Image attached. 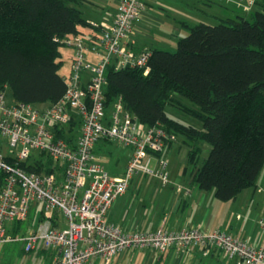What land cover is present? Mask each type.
<instances>
[{
    "label": "built area",
    "instance_id": "built-area-1",
    "mask_svg": "<svg viewBox=\"0 0 264 264\" xmlns=\"http://www.w3.org/2000/svg\"><path fill=\"white\" fill-rule=\"evenodd\" d=\"M144 8V0H121L114 20L98 25L102 28L98 46L80 36L62 40L73 47L74 57L67 89L58 102L45 107L16 102L0 89V137L7 147L6 153L0 150V245L21 242L26 253L55 250L51 264H111L118 253L133 248L162 253L195 246L216 248L237 264H264L263 220H259L263 240L254 245L221 229L127 231L107 219L111 205L135 176L169 181V161L162 154L178 142V136L162 125L139 121L120 99L110 107L105 101L108 65L114 64L116 70L142 68L144 75L151 70L152 52H136L129 42ZM89 51L98 63L88 61ZM112 143L130 150L120 178L108 172L98 153L100 146ZM30 164L42 168L32 171L26 168ZM36 204L41 206L40 215L60 212L65 225L48 217L24 235L11 234L9 226L26 221Z\"/></svg>",
    "mask_w": 264,
    "mask_h": 264
},
{
    "label": "trees",
    "instance_id": "trees-1",
    "mask_svg": "<svg viewBox=\"0 0 264 264\" xmlns=\"http://www.w3.org/2000/svg\"><path fill=\"white\" fill-rule=\"evenodd\" d=\"M80 2L0 0V89L10 99L40 106L63 97L67 82L61 47L72 46L62 40L92 26ZM255 4L249 17L236 14L216 25L188 27L175 51L149 49L148 75L138 67L116 70L114 64L105 70L108 107L120 99L142 123L160 124L183 138L194 168L209 146L194 179L222 201L254 186L264 165V0ZM169 104L197 117L202 127L169 117Z\"/></svg>",
    "mask_w": 264,
    "mask_h": 264
},
{
    "label": "crops",
    "instance_id": "crops-1",
    "mask_svg": "<svg viewBox=\"0 0 264 264\" xmlns=\"http://www.w3.org/2000/svg\"><path fill=\"white\" fill-rule=\"evenodd\" d=\"M120 1L81 0L78 7L83 12L86 21L92 26L81 28V35L77 36L84 38L91 45L96 44L98 46L102 32V28L98 25L110 24L114 20ZM170 1L189 5L192 0ZM194 1L204 7L212 8L213 5H218L224 9L221 12L226 16L244 15L245 10L250 11L251 9L248 0L243 2H238L239 0H231L230 2L219 0ZM144 2L145 8L136 20L133 32L129 36V42L133 43L136 52L152 48L163 49V45H169L170 36L179 35L182 32L179 27L193 26L186 20L187 15L179 10L175 11L177 15L172 22L170 16L164 14L170 7L165 2L160 4L158 0H144ZM73 57L70 58V69ZM87 58L94 64L98 63V58L92 51L88 52ZM61 60L64 65L62 53ZM47 105L49 104H42L40 107ZM0 150L7 152L4 141H0ZM105 150V145L100 146L98 150L103 164L102 154L108 153ZM205 150H209L208 145L205 146ZM189 152L190 145L181 137H179L178 142L170 144L165 153L162 154L169 161L167 167L169 181L163 183L160 178L146 174L135 176L128 190L111 205L107 213L108 221L127 231L156 232L161 228L179 231L185 228L199 227L206 232H211L221 229L251 244H261L263 232L259 220L264 221V165L254 186L243 190L233 200L222 201L216 197L214 189L204 190L195 182V171L198 166L190 171ZM173 155H177V164L175 165H172ZM129 157L130 150H128V157L123 169L121 171L113 169L112 176L118 178L123 176ZM152 164L154 167L156 166L155 161ZM178 164L181 165L180 168ZM40 209L39 204L34 205L29 218L22 222L20 230L16 231L18 223H14L9 226L10 232L14 235H22V230H33L36 226L38 227L40 219L42 217L47 218L44 214H39ZM52 217L56 219L59 226L65 225V219L61 213H52ZM19 253L25 255V259L21 258ZM55 255V250L43 248H37L35 251L26 253L21 242L0 245V264H51ZM111 264H237V260L225 257L216 248L195 246L185 250L171 248L162 253L151 248H133L118 253Z\"/></svg>",
    "mask_w": 264,
    "mask_h": 264
},
{
    "label": "rangeland",
    "instance_id": "rangeland-1",
    "mask_svg": "<svg viewBox=\"0 0 264 264\" xmlns=\"http://www.w3.org/2000/svg\"><path fill=\"white\" fill-rule=\"evenodd\" d=\"M255 1L257 3L259 0H255ZM158 2H159V4L165 2L170 6V7H168V11L164 14H166L167 16L169 15L170 17L169 16L168 17L171 19L172 22H174V17H176V15H177L175 13L176 10H179L184 15H187L188 18L186 20L188 21V23L190 25H195V24L200 23V22H205L208 24L216 25V24L220 23L221 18L226 16L225 14H223L221 12V10H224V9H222L218 5H213L212 8L208 7V6L204 7V6H200V4L194 0L190 1L189 5H181V4H178V3L170 1V0H158ZM254 5H255V3H254ZM254 5H250V7H251L250 11L245 10L243 14L249 17L250 13L253 10H255ZM242 10H244V9H242ZM227 16H230V15H227ZM179 28H181L182 32L179 35L170 36L169 37V41H170L169 45L168 46L163 45L162 46L163 49L175 51L177 48L178 40L189 33V29L187 27L181 26ZM61 53H62V58L64 59V65L61 68V73L64 76H68L69 70H70V68H69L70 58L72 56H74V51L70 47L63 46V47H61ZM71 63H72V61H71ZM179 99L182 102V104H184L188 107H191V108L196 107L191 103V101H189L188 99H186L184 97H179ZM166 112H167L169 117H171V118H173V119H175V120H177L183 124L193 125V126H196L198 128L202 127V122L197 117H195L194 115L184 111L181 107H179L177 105H174V104L173 105L172 104L167 105ZM0 141L5 142L6 140L4 138L0 137ZM105 146H106L105 151L108 153H103L102 158L104 160L103 162L106 165L108 172L111 173V175H112L113 169H118L119 171H121L123 169L124 164L126 163V159L128 157V149L118 145L117 143L106 144ZM208 152H209V150H205L203 152V154L201 155L200 160L197 164L198 167L201 166L203 160L207 157ZM105 154H106V156H105ZM176 156L177 155L172 156V159H173L172 165L177 164L176 163V160H177ZM41 158L45 162H48V160L44 154L41 155ZM178 167L180 168L181 165L178 164ZM193 168H194V166L189 164L190 171L193 170ZM52 213L57 214L60 212L55 211V212H51V213H47V214L44 213V215L47 216V218L48 217L52 218ZM45 219L46 218H41L40 221H44ZM18 227H17L16 231L20 230V228L22 227V223H18ZM22 231H23L22 234L24 235V233L26 234L30 230H26V231L22 230ZM11 234H13V233H11ZM19 256L21 258L25 259V255H23L22 253H19Z\"/></svg>",
    "mask_w": 264,
    "mask_h": 264
}]
</instances>
